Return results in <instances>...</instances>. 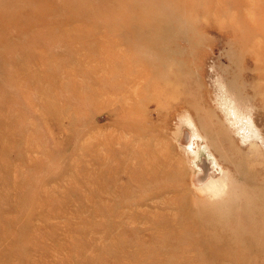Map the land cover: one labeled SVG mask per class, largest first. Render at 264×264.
<instances>
[{
  "label": "rangeland",
  "instance_id": "1",
  "mask_svg": "<svg viewBox=\"0 0 264 264\" xmlns=\"http://www.w3.org/2000/svg\"><path fill=\"white\" fill-rule=\"evenodd\" d=\"M262 243L264 0H0V264Z\"/></svg>",
  "mask_w": 264,
  "mask_h": 264
},
{
  "label": "bare ground",
  "instance_id": "2",
  "mask_svg": "<svg viewBox=\"0 0 264 264\" xmlns=\"http://www.w3.org/2000/svg\"><path fill=\"white\" fill-rule=\"evenodd\" d=\"M183 140V138H182ZM185 140V139H184ZM183 140V141H184ZM182 141V142H183ZM181 142V143H182ZM186 143V142H185ZM197 171V170H196ZM199 174V173H198ZM209 174V173H208ZM194 178V177H193ZM207 178V177H206ZM192 180V179H191ZM195 182L199 185V187H202L204 189H207L211 192H213L214 194L220 193V190L222 188V185L220 184V181H218L217 179H213L212 177L208 176V178L206 180H199L198 178H195ZM194 183V182H193ZM195 186V185H194ZM210 193V192H209ZM264 244V243H262ZM256 245V243H255ZM260 246V245H259Z\"/></svg>",
  "mask_w": 264,
  "mask_h": 264
}]
</instances>
